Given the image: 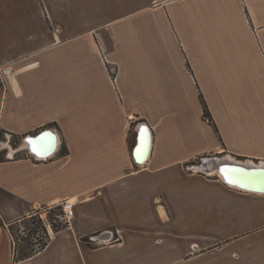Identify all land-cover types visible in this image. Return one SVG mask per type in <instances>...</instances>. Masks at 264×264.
<instances>
[{
    "label": "crops",
    "instance_id": "0c3cea01",
    "mask_svg": "<svg viewBox=\"0 0 264 264\" xmlns=\"http://www.w3.org/2000/svg\"><path fill=\"white\" fill-rule=\"evenodd\" d=\"M0 84V131L60 140L47 162L0 148V264H264V192L185 169L264 163V0H0ZM68 199L16 251L4 224Z\"/></svg>",
    "mask_w": 264,
    "mask_h": 264
},
{
    "label": "water",
    "instance_id": "95a60500",
    "mask_svg": "<svg viewBox=\"0 0 264 264\" xmlns=\"http://www.w3.org/2000/svg\"><path fill=\"white\" fill-rule=\"evenodd\" d=\"M139 127L137 144L133 149V158L137 165H142L148 159L146 149L149 150L150 145H152V134L150 128L146 124H140ZM142 129L147 130L145 139H141ZM58 138L59 135L55 130L47 128L34 135H26L23 137L22 144L27 145L26 149H28L34 156L38 155L44 157L50 156L51 154L54 155L58 151L60 145L57 141ZM29 141H32V147H28ZM237 162L241 164L231 162V160H227L226 158L208 156L202 160L200 165H204L208 169L207 171H202V173H205L206 175L216 173L218 176L221 174L224 177L225 175L221 172L222 168L237 169L235 173L230 172L227 174L229 178L234 181V183L231 184L232 186H238L241 189L255 192H264V168L256 167L257 165L264 163L252 164V162L242 160H237ZM210 164L212 167L209 166ZM223 181L225 184H229L224 178Z\"/></svg>",
    "mask_w": 264,
    "mask_h": 264
},
{
    "label": "built area",
    "instance_id": "2783aa9c",
    "mask_svg": "<svg viewBox=\"0 0 264 264\" xmlns=\"http://www.w3.org/2000/svg\"><path fill=\"white\" fill-rule=\"evenodd\" d=\"M16 148V152L24 151V155L27 158L34 160L35 162H47L49 161L54 155L44 156V157H36L34 156L28 149L22 147ZM20 150V151H19ZM59 150V149H58ZM74 203H72L69 199L62 201L58 205H52L48 208L36 207L32 214L25 220L20 223L15 224L16 230H11V227L14 226L10 224H4L6 229L9 231L10 238L12 244L15 248H17L18 244L23 241H35L36 245H32L33 247L37 246L36 250H39L41 247L42 242H48L49 234L48 229L49 227L53 226L54 223L62 222L64 224H69L75 217L74 212ZM52 211H58L54 214V218L50 219L47 217L48 213ZM1 219V216H0ZM44 223L47 228V231L39 224V221ZM25 223V224H24ZM38 225V227H36ZM53 228V227H52Z\"/></svg>",
    "mask_w": 264,
    "mask_h": 264
},
{
    "label": "rangeland",
    "instance_id": "374dc122",
    "mask_svg": "<svg viewBox=\"0 0 264 264\" xmlns=\"http://www.w3.org/2000/svg\"><path fill=\"white\" fill-rule=\"evenodd\" d=\"M99 5H101V4H99ZM95 15L99 16L98 14H95ZM95 19H103V18H95ZM106 65H107V68H108V71H109L111 79H114V77L116 75V70H114V67H112L111 65H108V64H106ZM128 129L131 130L130 134H132L129 137V145H130V149H132L133 148V144H134V140H133L134 126H131V125L129 126L128 125ZM22 140H23L22 136H10L8 133H6L4 131H0V148H3V147H5V145L8 144L10 147H14L16 149V148L20 147V145L22 144ZM0 154H2V153L0 152ZM14 156H15L16 159L20 158V157H25L24 151L22 150V152L16 153V155H14ZM204 157H207V155L198 156L197 158H195L191 162L187 163L185 165V169L187 171L186 173L190 174V172H192L191 174H194L196 172L197 173H199V172L202 173V171H205L206 170L205 166L204 165H200L201 162H202V159ZM196 175H198V174H196ZM201 175L205 176L203 173ZM57 212L58 211H52L51 213H48L47 217L49 218V220L51 218L53 219L54 218V214L57 213ZM60 223H62V222L54 223V225H61ZM40 224L44 228V230L47 231V228L44 225V223L40 222ZM36 227H38V225H36ZM52 227L53 226H51V229H53ZM16 228H17L16 225H14V226L11 227V230L15 231ZM49 229H50V227H49ZM88 241L90 242V238H88ZM31 244L32 245H36V242L35 241H23V242H20L18 244L17 248H16V251H21L23 253H30V250H33V249L36 250L37 246L33 247ZM208 245L211 246V245H214V243L205 244L204 248L206 246H208ZM98 246H100V245H98ZM17 254H18V252H16V254H15V258L16 259H17Z\"/></svg>",
    "mask_w": 264,
    "mask_h": 264
},
{
    "label": "trees",
    "instance_id": "16d2710c",
    "mask_svg": "<svg viewBox=\"0 0 264 264\" xmlns=\"http://www.w3.org/2000/svg\"><path fill=\"white\" fill-rule=\"evenodd\" d=\"M201 102H202L203 110H204V114H203L204 118H205L206 120H208L210 123H213L212 115H211V113H210V111H209V109H208V106H207L205 100L203 99V97H201ZM3 160H4V158H3V156L0 154V161H3ZM40 222H41V220L39 221V224H40ZM60 224H61V225H54V224H53V229H54L55 231H58V230H61V229H63V228L68 227L67 224H64V223H60ZM31 245H32V244H31ZM46 245H47V242H44V243L42 242L41 247L39 248V250L45 248ZM39 250H35V249L30 250V253H24V256L29 257V256H31L32 254L36 253V252L39 251Z\"/></svg>",
    "mask_w": 264,
    "mask_h": 264
},
{
    "label": "snow or ice",
    "instance_id": "6c2138e0",
    "mask_svg": "<svg viewBox=\"0 0 264 264\" xmlns=\"http://www.w3.org/2000/svg\"><path fill=\"white\" fill-rule=\"evenodd\" d=\"M147 130L146 129H142L141 130V139H145V134H146ZM32 141H29V143H31ZM35 151V149H34ZM237 171V169H229V168H222L221 172L225 175V179L229 184L234 183V181L232 179L229 178V176L227 175L228 173L232 172L235 173Z\"/></svg>",
    "mask_w": 264,
    "mask_h": 264
},
{
    "label": "bare ground",
    "instance_id": "6f19581e",
    "mask_svg": "<svg viewBox=\"0 0 264 264\" xmlns=\"http://www.w3.org/2000/svg\"><path fill=\"white\" fill-rule=\"evenodd\" d=\"M6 74H8L9 75V73L8 72H6ZM57 141H58V143L60 144V140H59V138L57 139ZM137 144V143H136ZM32 147V144L31 143H29L28 144V147ZM136 146V145H135ZM27 147V145H25V144H23V148H26ZM151 147H152V145H150V148H149V150H147L146 149V155H148L147 157H149V155H150V152H151ZM58 148V147H57ZM148 151V152H147ZM15 152V151H14ZM13 153V152H12ZM52 155V154H51ZM36 157H40V156H38V155H36ZM232 162V161H231ZM234 163H239V162H234ZM239 164H241V163H239ZM247 164H251V163H247ZM252 164H254V163H252ZM263 165L264 164H261V165H257L256 167H259V168H264L263 167ZM211 167H212V165H210ZM198 168V167H197ZM221 175V174H220ZM222 176V179L224 178L225 179V177L223 176V175H221ZM231 185V184H230ZM238 187V186H237ZM261 193V192H260ZM72 203H74L72 200H70ZM50 232H52V229H51V227H50Z\"/></svg>",
    "mask_w": 264,
    "mask_h": 264
}]
</instances>
